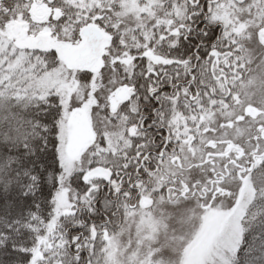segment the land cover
I'll list each match as a JSON object with an SVG mask.
<instances>
[{"label":"snow or ice","instance_id":"6c2138e0","mask_svg":"<svg viewBox=\"0 0 264 264\" xmlns=\"http://www.w3.org/2000/svg\"><path fill=\"white\" fill-rule=\"evenodd\" d=\"M253 38L264 0H0V264H94L119 217L155 229L164 174L198 203L194 264H264V210L217 206L214 167L192 174L226 147L215 117ZM84 47L86 64L66 51Z\"/></svg>","mask_w":264,"mask_h":264},{"label":"rangeland","instance_id":"374dc122","mask_svg":"<svg viewBox=\"0 0 264 264\" xmlns=\"http://www.w3.org/2000/svg\"><path fill=\"white\" fill-rule=\"evenodd\" d=\"M261 44H264V38H253L246 42L245 47L250 54L247 60L250 63L239 83L238 91L234 92L228 101L225 110L228 115L217 114L215 117L217 131L212 134V138L223 139L226 147L223 150L219 147L212 150L205 146V151L222 153V156L214 155V161L207 164L197 160L195 163L201 164L202 168L192 170V174L198 177L205 168L208 171H212L213 167L215 171L234 170L233 174L228 175L220 184L207 185L206 190L224 194V198L215 201L217 206L230 208L235 205L239 211L246 210L252 202L254 182H258L260 178L256 175L245 178L246 171H250L253 165L249 164L246 171L238 172L236 165L230 167L226 163L225 154H239L236 161L246 165L255 148H264V48ZM71 50L66 49L73 58L74 50ZM221 123L225 125L222 129L219 128ZM74 135L79 142L82 138L80 127L75 129ZM187 175L188 173L185 176ZM152 199L153 205L145 211L149 217L159 222L155 229L147 232L142 230V222L147 224V218L135 208V214L127 219L123 217L120 226L112 232L115 242L110 253L105 252L108 242L104 244L105 264H144L145 260L148 264H184L185 261L187 264H194L199 256V246L187 250L185 240L199 224L198 203L190 197L182 200L179 195L173 199L169 191L158 193L152 196ZM209 202L212 203L211 198ZM177 203L181 207L180 215L172 208ZM132 205L135 206L133 202ZM217 219L215 216L209 218V231L215 226Z\"/></svg>","mask_w":264,"mask_h":264},{"label":"trees","instance_id":"16d2710c","mask_svg":"<svg viewBox=\"0 0 264 264\" xmlns=\"http://www.w3.org/2000/svg\"><path fill=\"white\" fill-rule=\"evenodd\" d=\"M37 12H38V14H41V15L43 14V10L38 9ZM21 32H22V30L20 29V27L18 25L11 29V34H13V35H19V34H21ZM236 87H238V85ZM262 130L264 131V126H263ZM229 156H230V154L227 155L226 157L228 158ZM250 157L251 158L246 165H244L243 162H239V163L237 162V165L235 164L236 167H238V172H240V171L243 172L244 170L246 171L247 166H249V164L250 165L252 164L253 168L250 171L247 170L248 172L246 171L245 178L249 177L251 175L252 176L256 175L260 178V180L258 182H254V187H253L254 194H253L252 202L247 206L246 210L240 211L241 214H243L244 212L254 213L257 211L264 210V148L263 149L255 148V152ZM228 165L230 167H232V166L235 167V165H233V163H229ZM233 172H234V170L227 171V169H224L225 176L223 177L222 180H224L228 175L233 174ZM222 180L220 182H218V184H220L222 182ZM158 193H162V191L154 193L153 196L157 195ZM122 221H123V216L119 217L117 219L116 223H114L111 226L110 232L112 233V232L116 231L117 228L122 223ZM100 243L103 245H100ZM105 243H106V241H102V240L96 242V245L94 246V264H105V261H104V244ZM102 247H103V249H102Z\"/></svg>","mask_w":264,"mask_h":264},{"label":"flooded vegetation","instance_id":"af4514ba","mask_svg":"<svg viewBox=\"0 0 264 264\" xmlns=\"http://www.w3.org/2000/svg\"><path fill=\"white\" fill-rule=\"evenodd\" d=\"M87 57H88V49H87V47H84L82 49L80 48V49H76L74 51V57L72 58V60L74 62H76V63L86 64ZM249 63H250V61L246 59V61L244 63V69H243V71L242 72H239L237 74V79L235 80L234 83L231 84V89L230 90L232 92V95L234 94V92L238 91V89H239V83L242 80L243 75H244V73H245V71H246L247 66H248ZM237 85H238V87H236ZM214 155L222 156V153H220V154L219 153H215ZM225 155L227 156L228 153H226ZM238 158H239V154L238 155L236 154V155L230 156V157L227 158L226 163L227 164L233 163V165H235V164L237 165L236 159H238ZM217 172H219L220 175H218ZM184 174L185 175L187 174V169H185ZM224 176H225V173L222 170H216L213 173V179L216 181V184H218V182H220L223 179ZM168 180H169V176L167 174H164L162 176V181H161V187L164 189L163 191H165V190L167 191L168 190ZM157 192H159V191H157ZM133 203L136 204L135 201H133Z\"/></svg>","mask_w":264,"mask_h":264}]
</instances>
